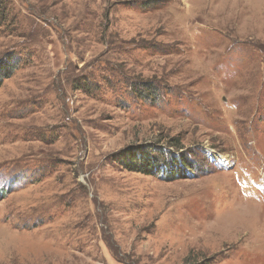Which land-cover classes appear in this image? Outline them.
<instances>
[{
  "label": "rangeland",
  "instance_id": "1",
  "mask_svg": "<svg viewBox=\"0 0 264 264\" xmlns=\"http://www.w3.org/2000/svg\"><path fill=\"white\" fill-rule=\"evenodd\" d=\"M0 264H264V0H0Z\"/></svg>",
  "mask_w": 264,
  "mask_h": 264
},
{
  "label": "trees",
  "instance_id": "2",
  "mask_svg": "<svg viewBox=\"0 0 264 264\" xmlns=\"http://www.w3.org/2000/svg\"><path fill=\"white\" fill-rule=\"evenodd\" d=\"M133 157H135V156L133 155ZM142 157L143 158L137 162V164H139L138 166L141 167L140 171H143L144 173H153V170L157 167L156 162L150 161V159L147 158L148 155H146V152H143ZM133 161H134V163H136L135 160H133ZM184 163L187 164L186 161ZM170 165L172 166V163ZM128 167H130V166H128Z\"/></svg>",
  "mask_w": 264,
  "mask_h": 264
}]
</instances>
